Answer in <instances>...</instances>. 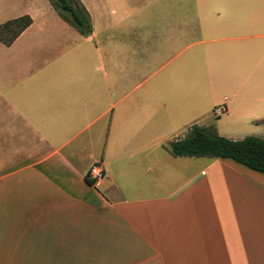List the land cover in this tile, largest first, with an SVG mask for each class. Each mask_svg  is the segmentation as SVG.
<instances>
[{"label": "crops", "instance_id": "0c3cea01", "mask_svg": "<svg viewBox=\"0 0 264 264\" xmlns=\"http://www.w3.org/2000/svg\"><path fill=\"white\" fill-rule=\"evenodd\" d=\"M20 1L0 23L32 19L0 42V264H264V174L171 152L193 125L232 140L264 129V11L223 17L194 0L197 12L164 13L175 26L150 38L137 20L161 13L140 8L160 0H79L84 36L51 1ZM111 30L135 38L100 45ZM146 42L149 64L172 69L131 87Z\"/></svg>", "mask_w": 264, "mask_h": 264}, {"label": "trees", "instance_id": "16d2710c", "mask_svg": "<svg viewBox=\"0 0 264 264\" xmlns=\"http://www.w3.org/2000/svg\"><path fill=\"white\" fill-rule=\"evenodd\" d=\"M61 18L74 26L82 35L92 32L89 13L79 0H51ZM25 15L0 25V42L9 46L31 25ZM175 156L209 157L230 160L264 174V139L247 136L232 140L220 135L214 126H191L186 134L171 146Z\"/></svg>", "mask_w": 264, "mask_h": 264}, {"label": "rangeland", "instance_id": "374dc122", "mask_svg": "<svg viewBox=\"0 0 264 264\" xmlns=\"http://www.w3.org/2000/svg\"><path fill=\"white\" fill-rule=\"evenodd\" d=\"M261 1L263 2L264 0H252V1L251 0H208L207 2L208 5H204L202 9L208 11L209 13L221 12L223 13V17H224L226 13H230V12H240L246 10L264 11V8H260L264 6V4H261L262 3ZM25 6L26 3L23 4L22 1L20 0H0V23L7 21L8 19L20 13ZM140 9L142 12L161 13L160 18H154V19L142 18L137 20V22L143 23V25H145L144 28L141 30L144 36L152 38V36L156 33V29L162 30V29H168L169 27L167 26H170V28H173L175 26L173 25L175 20L162 18L166 16L164 15V13H185V12L194 13L199 10V4L194 0H190V1L160 0L155 2L146 1L143 3V6ZM210 17L212 18L213 16L210 15ZM214 21L215 22L221 21L222 23H224V22H229L231 20H227V19L217 20L215 18ZM258 21H262L263 22L262 26H264V19H259ZM260 32L264 33V28ZM98 35L99 36L97 38V41L100 43V45L104 44V41L107 37L111 38L113 45L120 44L122 40L123 42L127 41L128 43H131L135 38V36L130 34L127 36L121 35L119 31L116 30H111L108 33L100 32L98 33ZM146 43L147 44H144V46L142 47V53L138 54L137 57L138 61L142 57L143 58L141 60L142 62L138 63L137 67L129 66L128 68L127 74H128L129 86L131 87H135L136 85H138V83H140V81H142L139 78L137 80L135 79V77L139 76L140 74H142L144 78L146 77L149 78L147 81L143 82L141 86V89H147L150 87L151 84L155 83L159 77H162L163 75L167 74L168 71L172 69L171 66H167L162 70L158 71L159 68L157 67L156 63L149 64L152 48L150 47L151 46L150 43L148 42ZM135 71H137L136 75H135ZM214 117H216L214 115V109L209 110L208 122L210 123L212 120H214L213 119ZM189 128H187L185 131L187 132ZM229 135H232L233 137H237V139H243L247 136H255L261 138L264 136V129L260 130L256 128H248L241 131L229 132Z\"/></svg>", "mask_w": 264, "mask_h": 264}, {"label": "built area", "instance_id": "2783aa9c", "mask_svg": "<svg viewBox=\"0 0 264 264\" xmlns=\"http://www.w3.org/2000/svg\"><path fill=\"white\" fill-rule=\"evenodd\" d=\"M226 101L227 98H225L224 104L218 105L214 108V115L216 117H221L229 112V108ZM105 175H106L105 170L101 165V163H94L90 167L87 177L94 186H99L101 182L104 180Z\"/></svg>", "mask_w": 264, "mask_h": 264}]
</instances>
